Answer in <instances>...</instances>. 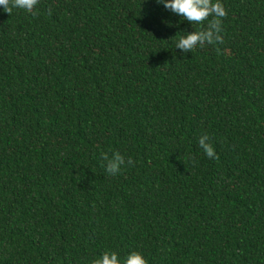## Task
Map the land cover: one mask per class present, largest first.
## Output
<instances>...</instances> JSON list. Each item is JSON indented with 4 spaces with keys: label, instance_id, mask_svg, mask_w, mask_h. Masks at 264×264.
<instances>
[{
    "label": "trees",
    "instance_id": "obj_1",
    "mask_svg": "<svg viewBox=\"0 0 264 264\" xmlns=\"http://www.w3.org/2000/svg\"><path fill=\"white\" fill-rule=\"evenodd\" d=\"M221 3L192 52L157 0L0 6V264H264V0Z\"/></svg>",
    "mask_w": 264,
    "mask_h": 264
},
{
    "label": "clouds",
    "instance_id": "obj_2",
    "mask_svg": "<svg viewBox=\"0 0 264 264\" xmlns=\"http://www.w3.org/2000/svg\"><path fill=\"white\" fill-rule=\"evenodd\" d=\"M39 0H0V6H3L4 12L11 15L14 8L22 9L37 15L34 8L38 5ZM157 3H163L164 7L171 9L183 20H187L192 25L201 24L208 21L205 27L200 30H194L187 36H180L176 41L175 47L182 49L184 52L194 50L197 45L203 47L207 44L223 43L222 18L227 15V11L221 0H157ZM49 10V15H51ZM211 17V19H209ZM171 26V25H169ZM179 33V32H178ZM220 52V49H217ZM207 134L199 138V145L210 159H219ZM207 141V142H206ZM105 160H108L106 171L111 175L120 172L121 167L127 165L134 166L135 161L128 157L127 161L119 152L114 153V157L109 160L106 153L102 154ZM92 264H148L144 254L139 251H131L125 258L121 259L115 251H105L100 258L92 261Z\"/></svg>",
    "mask_w": 264,
    "mask_h": 264
}]
</instances>
